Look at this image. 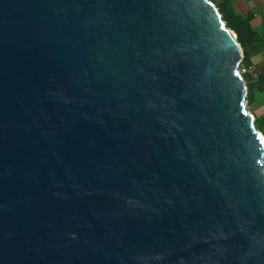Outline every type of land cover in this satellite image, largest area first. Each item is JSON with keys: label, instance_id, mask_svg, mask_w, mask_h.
Returning a JSON list of instances; mask_svg holds the SVG:
<instances>
[{"label": "water", "instance_id": "1", "mask_svg": "<svg viewBox=\"0 0 264 264\" xmlns=\"http://www.w3.org/2000/svg\"><path fill=\"white\" fill-rule=\"evenodd\" d=\"M211 0H0V264H264V136Z\"/></svg>", "mask_w": 264, "mask_h": 264}, {"label": "rangeland", "instance_id": "2", "mask_svg": "<svg viewBox=\"0 0 264 264\" xmlns=\"http://www.w3.org/2000/svg\"><path fill=\"white\" fill-rule=\"evenodd\" d=\"M218 8L223 20L228 28L238 37V41L242 47L252 38L248 29L244 26L247 15L238 5L236 0H211ZM249 90L248 109L256 120L259 131L264 136V89L261 87V76L251 70L241 68Z\"/></svg>", "mask_w": 264, "mask_h": 264}, {"label": "crops", "instance_id": "3", "mask_svg": "<svg viewBox=\"0 0 264 264\" xmlns=\"http://www.w3.org/2000/svg\"><path fill=\"white\" fill-rule=\"evenodd\" d=\"M241 10L247 15L244 21L248 32L252 35L249 42L243 47L251 51V43L254 38L264 37V0H236ZM251 18V19H250ZM258 53L251 57L250 67L253 72L261 76V82L264 81V43L257 46ZM261 83V85H262Z\"/></svg>", "mask_w": 264, "mask_h": 264}, {"label": "trees", "instance_id": "4", "mask_svg": "<svg viewBox=\"0 0 264 264\" xmlns=\"http://www.w3.org/2000/svg\"><path fill=\"white\" fill-rule=\"evenodd\" d=\"M245 24H247V22H245ZM245 24H244V26H246ZM240 43H241V41H240ZM260 43H264V37L254 38L252 40L251 51H249V49L243 47V53H244V61H243V64H242V68L243 69L251 70V67H250L251 57L258 53L257 46ZM260 89H264V81H263Z\"/></svg>", "mask_w": 264, "mask_h": 264}]
</instances>
